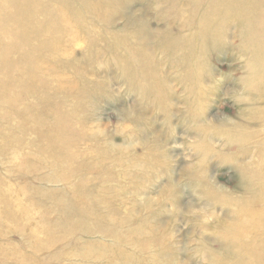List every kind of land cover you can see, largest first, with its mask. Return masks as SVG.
I'll return each mask as SVG.
<instances>
[{
    "label": "rangeland",
    "instance_id": "1",
    "mask_svg": "<svg viewBox=\"0 0 264 264\" xmlns=\"http://www.w3.org/2000/svg\"><path fill=\"white\" fill-rule=\"evenodd\" d=\"M69 1L73 17L65 1L35 3L51 86L32 90L39 122L0 114V264H235L263 236L242 210L254 194L264 209V179L250 186L264 167V38L239 6L224 20L208 0ZM60 23L75 33L57 40ZM36 53L0 83L16 92ZM54 96L72 112L62 147Z\"/></svg>",
    "mask_w": 264,
    "mask_h": 264
},
{
    "label": "bare ground",
    "instance_id": "2",
    "mask_svg": "<svg viewBox=\"0 0 264 264\" xmlns=\"http://www.w3.org/2000/svg\"><path fill=\"white\" fill-rule=\"evenodd\" d=\"M37 1L39 0H0V72L1 70H3V68L7 71V68H10L9 63H11V61H15L16 56H24V54L29 51H32L34 54L36 53L35 51H37L38 53L36 54L40 56L39 60L30 61L28 63L26 72L19 77V87L16 92L11 91V88H9V84L0 83V87H4L6 89V91L3 92L2 95H0V114L9 115L10 112L18 110L24 117L28 115L35 116L37 118L36 121L39 122L40 118L38 117L39 115L37 114V112L38 110H41L39 102L43 100V98L34 97L35 93L32 90L34 88L41 90V94H43L44 96H49V93L51 92V86L45 78L46 76H42L44 75V73H46V70L41 66V61L45 57V53L43 48L38 44L39 39H41V37L45 35L47 31H49V28H47L45 24H40L37 20V16L39 15V12L41 10L35 7V3ZM56 1H65V4H69L68 7L63 6L65 12L62 7H57L58 12H64L62 13V15L73 17L76 14L74 9H72L73 6H71V2L69 0ZM208 1L212 2L211 9H214V12L219 14L220 18L224 17V20L230 18L231 16L229 15H231V12L239 6L237 10L240 13L244 14V21L250 26V37L259 40H262L264 38V0ZM92 10L96 11L95 6L94 8H92ZM240 15L241 14H239V17H241ZM235 16L236 15H234V17ZM59 25L63 24H57V27ZM64 26L69 29V32L71 31L72 33H75L74 29L72 28L73 25L69 23H66L62 27H58L59 29L52 28L51 30L54 35H56L57 40L59 37L58 34L60 32H67V29ZM28 31L34 32L33 35L35 36V38H29L26 35V32ZM89 35L90 34H88L87 37H89ZM60 76L61 74H59V77ZM57 93L58 92H54L53 94H55L56 96ZM55 96L50 101V105H52L55 110L58 111V118L53 123V126L56 127V132L58 133V137L61 141L60 147H62V145H67L66 143L72 140L74 134V129L70 121L72 112L70 107L62 98H58V100H55ZM25 106L26 108H28V110H26ZM17 142L18 139L13 142V146H15V144L17 145ZM4 149L8 151L9 147L6 145ZM250 177L251 189L253 190V192H256L257 187L252 183V178H256L258 181L264 179V167H259L258 164V168L250 173ZM253 197L254 198H248L247 201H245L242 212L244 213V216L246 218L245 220H248L250 228H254L255 231L257 229L261 230L263 236H255L256 240L251 246L252 248L250 250H246L244 251V253L237 252V254H235V264L238 262H245L246 264L248 262H250V264H252L253 262L255 264H264V209L263 207H261L257 212L255 210V207H252V204L257 200L258 196L257 194H254ZM14 208L20 213H24V210H26L24 205L21 204L20 201L14 204ZM256 225L261 228H255ZM230 240L228 239L229 242ZM239 248L241 247L236 248L229 246L228 249L231 252H234L235 249ZM122 261L126 262L125 264H129L127 263V261H125V259Z\"/></svg>",
    "mask_w": 264,
    "mask_h": 264
}]
</instances>
